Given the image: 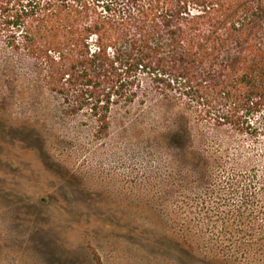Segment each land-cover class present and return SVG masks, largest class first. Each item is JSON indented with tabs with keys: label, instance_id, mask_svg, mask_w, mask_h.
Masks as SVG:
<instances>
[{
	"label": "rangeland",
	"instance_id": "1",
	"mask_svg": "<svg viewBox=\"0 0 264 264\" xmlns=\"http://www.w3.org/2000/svg\"><path fill=\"white\" fill-rule=\"evenodd\" d=\"M33 70L0 44V264H264V135L154 91L105 133Z\"/></svg>",
	"mask_w": 264,
	"mask_h": 264
},
{
	"label": "trees",
	"instance_id": "2",
	"mask_svg": "<svg viewBox=\"0 0 264 264\" xmlns=\"http://www.w3.org/2000/svg\"><path fill=\"white\" fill-rule=\"evenodd\" d=\"M0 44L105 133L116 107L154 91L217 129L264 135V0H0Z\"/></svg>",
	"mask_w": 264,
	"mask_h": 264
}]
</instances>
